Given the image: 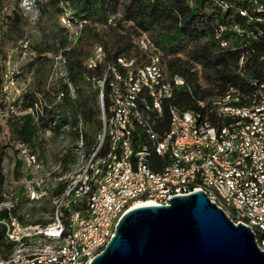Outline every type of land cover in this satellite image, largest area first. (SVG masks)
Segmentation results:
<instances>
[{"label": "bare ground", "instance_id": "1", "mask_svg": "<svg viewBox=\"0 0 264 264\" xmlns=\"http://www.w3.org/2000/svg\"><path fill=\"white\" fill-rule=\"evenodd\" d=\"M253 5L264 15L263 4ZM138 43L147 55L143 64L133 69L132 61L120 57L117 66L107 64L103 69L97 83L102 102L97 145L63 180L59 192H54L58 184L54 187L51 218L45 223L21 221L15 211L17 196L1 193L0 224L13 249L0 256V264H88L107 244L120 217L138 204L148 181L158 187L197 184L234 224L250 227L264 252V168L259 175L260 160L241 149V167L249 166L245 179L254 183L252 193L259 198L255 201L248 189H241L235 168L222 162L229 132L246 131L248 140L264 141V83H259L257 96L248 99L234 97L235 88L230 87L197 99L194 110L180 109L172 100L175 88L186 84L184 79L168 74L161 53L147 36ZM103 56L102 48L96 47L88 67L101 64ZM153 79L163 87L155 90L159 103L154 100ZM189 117L191 136L186 137ZM16 149L23 166L39 168L38 158L24 144L17 143ZM46 180L35 182L29 199L33 200L31 194H37V200L46 195ZM169 195H178V188H169ZM151 203L154 200L144 204Z\"/></svg>", "mask_w": 264, "mask_h": 264}, {"label": "trees", "instance_id": "2", "mask_svg": "<svg viewBox=\"0 0 264 264\" xmlns=\"http://www.w3.org/2000/svg\"><path fill=\"white\" fill-rule=\"evenodd\" d=\"M33 1L42 40L34 46L38 56L27 64V69L53 50L59 51L64 66V74L40 90L39 99L36 93L23 95L22 109L30 111L12 116L15 120L7 119L11 139L33 153L40 132L58 134L67 128L89 155L102 127V102L96 81L102 77L104 67L117 66L120 57L132 61L133 66L143 64L147 55L138 43L143 36L161 53L168 74L184 79L186 84L175 88L172 100L180 109L194 110L197 99L230 87L248 99L264 83V15L256 11L251 0ZM61 16L79 27L77 36L69 38L67 28L59 22ZM10 19L15 28L20 27L21 14L15 11ZM96 47L102 48L103 61L89 68ZM103 106L107 110L106 91ZM4 109L0 101V114ZM5 147L0 144V183ZM20 164L16 162L17 176ZM63 184L60 182L54 192H59ZM22 208L17 201V217L25 221L19 213ZM12 249L13 243L5 239L0 224V256L5 257Z\"/></svg>", "mask_w": 264, "mask_h": 264}, {"label": "rangeland", "instance_id": "3", "mask_svg": "<svg viewBox=\"0 0 264 264\" xmlns=\"http://www.w3.org/2000/svg\"><path fill=\"white\" fill-rule=\"evenodd\" d=\"M33 2V0H0V79L2 80L0 101L5 104V109L0 114L2 126L0 144L6 146L2 162L3 182L0 183V193H5L9 197L20 196L18 205L23 204V208L19 209V213L23 215L24 222L43 223L51 218L50 197L54 187L77 171L86 154L82 142L74 141L67 128L58 134L49 130L42 131L39 133L40 141L34 153L38 158L39 168L30 169L23 166L16 149L17 141L10 137L11 131L7 119L15 120L12 116H19L31 110L22 109L23 95L36 93L39 99V91L53 79L64 74L63 59L57 50L45 53L46 58L37 61L32 69H27V64L38 56L34 46L42 40ZM15 11L22 15L19 28L11 24L10 17ZM59 22L61 26L67 28L69 38L77 36L79 27L70 25L64 16L60 17ZM47 42L51 43V39L47 38ZM28 150L30 151L29 148ZM17 161L21 162L18 176L15 174ZM40 179H47L46 195L39 200H31L27 196L28 190L34 188L35 182Z\"/></svg>", "mask_w": 264, "mask_h": 264}, {"label": "water", "instance_id": "4", "mask_svg": "<svg viewBox=\"0 0 264 264\" xmlns=\"http://www.w3.org/2000/svg\"><path fill=\"white\" fill-rule=\"evenodd\" d=\"M88 264H264V252L249 226L194 191L129 209Z\"/></svg>", "mask_w": 264, "mask_h": 264}, {"label": "built area", "instance_id": "5", "mask_svg": "<svg viewBox=\"0 0 264 264\" xmlns=\"http://www.w3.org/2000/svg\"><path fill=\"white\" fill-rule=\"evenodd\" d=\"M252 3L253 4L261 3L264 5V0H252ZM196 66H198V71L200 72V66L199 65H196ZM133 69H134V66H133ZM101 79L102 77L97 79L96 82L100 83ZM152 85H153V96H154L155 103H159L160 97H155V90L158 88H163V87H158V79H153ZM121 95L122 94H119L120 98H121ZM256 96H257V92H256ZM234 97L238 98V97H245V96L240 94L235 88ZM190 118L191 117H189V121L186 122V130L184 131L186 137L191 136L190 135ZM248 133L249 132H246V131L245 132H235V131L229 132L228 148H226V155L222 156V162L227 164L228 167L230 168H235L236 172L238 173L239 180H242L241 189H248L251 192V198L257 201L259 199L258 196H255V194L252 193V185L254 183H251L250 181L245 179V169L249 168V166L241 167V159H242L241 149H248V151H252L254 155V160H260L259 175H261V168H264V141L263 139L261 141L248 140ZM28 161L29 160L26 158V162ZM261 176L264 177V175H261ZM37 185L38 184L36 183V186ZM169 188H178V195H185V194H189L194 191H201V188H199L197 184L196 185H182L181 182H172L171 187H158L157 185H152L151 181H148L147 187L144 190L143 196H141V198H138V204L134 205L133 207L147 203V200H154V204H160V203H163L164 200H169L171 197L175 196V195H169ZM31 195H33V200L38 199L37 194H31ZM207 197L209 198V195H207ZM209 200L211 201L210 198ZM82 234L84 233H81V236Z\"/></svg>", "mask_w": 264, "mask_h": 264}]
</instances>
